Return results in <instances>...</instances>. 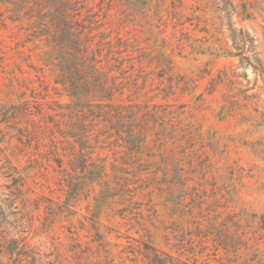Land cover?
<instances>
[{
  "label": "rangeland",
  "instance_id": "obj_1",
  "mask_svg": "<svg viewBox=\"0 0 264 264\" xmlns=\"http://www.w3.org/2000/svg\"><path fill=\"white\" fill-rule=\"evenodd\" d=\"M88 5L96 40L135 57L116 98L166 128L130 152L94 104L89 136H65L78 117L51 48L0 0V264L14 238L28 264H264V0Z\"/></svg>",
  "mask_w": 264,
  "mask_h": 264
},
{
  "label": "trees",
  "instance_id": "obj_2",
  "mask_svg": "<svg viewBox=\"0 0 264 264\" xmlns=\"http://www.w3.org/2000/svg\"><path fill=\"white\" fill-rule=\"evenodd\" d=\"M88 1L16 0V3L29 19L30 34L51 48L49 56L45 57V64L56 73L55 82L62 85L70 96L72 102L67 108L78 117L77 124L84 132L82 135L75 127L65 136L74 137L77 143L78 136H89L87 128L99 117L93 109L95 104L107 108L105 116L111 123V130L115 129L118 140H122L123 146L134 152L147 137L150 120L166 128L164 122L160 121L163 115L155 107L151 109L134 102L126 104L116 98L117 93L123 94V85L118 76L111 73L115 69H124L125 61H132L135 57L124 56L127 47L121 48L126 44L121 38H117V46L103 37L96 40L98 33L94 34L93 31L98 26H92L93 21L89 18L95 14H92L94 6H89ZM85 8L90 13L84 15ZM130 67H134V63ZM162 69L171 70L170 67ZM163 113L169 114V111L164 109ZM78 152L80 167L84 169L88 158L80 145ZM14 240H17L18 257L13 264H28L24 262L27 256L24 254V239Z\"/></svg>",
  "mask_w": 264,
  "mask_h": 264
}]
</instances>
